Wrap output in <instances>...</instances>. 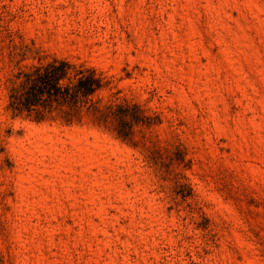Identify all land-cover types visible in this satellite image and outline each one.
<instances>
[{
  "label": "rangeland",
  "instance_id": "rangeland-1",
  "mask_svg": "<svg viewBox=\"0 0 264 264\" xmlns=\"http://www.w3.org/2000/svg\"><path fill=\"white\" fill-rule=\"evenodd\" d=\"M54 58L144 122L12 118ZM0 264H264V0H0Z\"/></svg>",
  "mask_w": 264,
  "mask_h": 264
},
{
  "label": "trees",
  "instance_id": "trees-1",
  "mask_svg": "<svg viewBox=\"0 0 264 264\" xmlns=\"http://www.w3.org/2000/svg\"><path fill=\"white\" fill-rule=\"evenodd\" d=\"M110 85L103 72L94 67L54 58L14 74L7 110L12 118L35 122L60 119L68 125L86 117L97 127L127 139L133 126L144 120L136 106L117 103V93L106 101L98 98L102 91L112 90Z\"/></svg>",
  "mask_w": 264,
  "mask_h": 264
}]
</instances>
